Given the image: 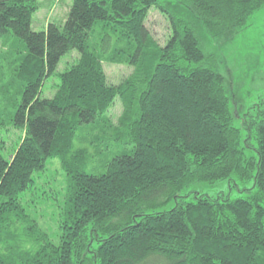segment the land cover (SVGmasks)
Here are the masks:
<instances>
[{
    "label": "trees",
    "instance_id": "trees-1",
    "mask_svg": "<svg viewBox=\"0 0 264 264\" xmlns=\"http://www.w3.org/2000/svg\"><path fill=\"white\" fill-rule=\"evenodd\" d=\"M175 1L184 19L157 0H73L62 25L34 32L38 0H0V39L27 48L10 63L23 88L12 124L24 134L8 161L0 133V264H264V109L235 126L221 61L200 41L230 42L264 0ZM152 8L168 23L164 45L146 27ZM72 51L77 62L40 98ZM104 64L132 71L115 85ZM48 161L64 175L58 244L21 201ZM231 176L252 181L244 197L180 195Z\"/></svg>",
    "mask_w": 264,
    "mask_h": 264
},
{
    "label": "rangeland",
    "instance_id": "rangeland-1",
    "mask_svg": "<svg viewBox=\"0 0 264 264\" xmlns=\"http://www.w3.org/2000/svg\"><path fill=\"white\" fill-rule=\"evenodd\" d=\"M157 1L162 6H166L167 2L174 4V7L169 6L167 9L183 19L186 17L187 11L177 6L175 0ZM38 2L39 9L31 20V30L34 32L43 31L49 23L62 25L73 0H38ZM146 27L158 44L164 45L170 31L167 20L157 9L149 10ZM99 39L94 36L91 38V43L98 44ZM200 39L204 51L221 61L219 73L226 77L225 93L233 112L238 114V118L234 121L235 126L241 128V122L246 118V112H257L259 109H264V8L255 12L249 20L248 27L230 42L219 44L212 40L207 33H203ZM111 40H114V37ZM107 52L98 45V54L105 55ZM26 53L27 48L23 41L10 34L5 39H0V121L3 123L0 126V133L4 142L1 156L7 161L10 160L24 134L22 129L13 127L12 124L15 111L22 99L23 88L20 82L14 80L15 68L10 63ZM77 59L78 54L75 51L69 52L61 58L55 74L45 81L40 98L51 99L53 97L56 87L59 85V75L74 65ZM104 69L108 82L115 85L132 71L125 66L111 64H104ZM114 106L109 113L113 121L121 112L119 102H116ZM80 144L76 141L75 147H80ZM246 152L248 156L254 155L251 150ZM252 186L251 180L242 183L236 177L231 176L212 185H191L184 189L180 195H187V201H193V196L196 193L210 198L225 195L234 200L244 197L246 195L244 190L251 189ZM64 195V175L59 164L56 161H48L45 171L34 176V185L26 191L21 200L25 213L39 224L55 244H58L60 235L59 224ZM174 205L175 201H171L159 208L158 211H168Z\"/></svg>",
    "mask_w": 264,
    "mask_h": 264
}]
</instances>
